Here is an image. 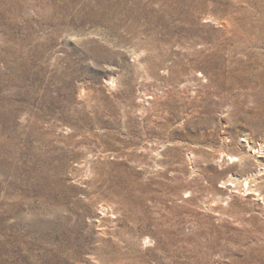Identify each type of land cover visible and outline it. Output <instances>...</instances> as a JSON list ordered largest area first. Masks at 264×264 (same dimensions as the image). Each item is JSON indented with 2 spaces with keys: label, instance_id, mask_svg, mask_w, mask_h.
Masks as SVG:
<instances>
[{
  "label": "rangeland",
  "instance_id": "rangeland-1",
  "mask_svg": "<svg viewBox=\"0 0 264 264\" xmlns=\"http://www.w3.org/2000/svg\"><path fill=\"white\" fill-rule=\"evenodd\" d=\"M0 264H264V0H0Z\"/></svg>",
  "mask_w": 264,
  "mask_h": 264
},
{
  "label": "bare ground",
  "instance_id": "bare-ground-1",
  "mask_svg": "<svg viewBox=\"0 0 264 264\" xmlns=\"http://www.w3.org/2000/svg\"><path fill=\"white\" fill-rule=\"evenodd\" d=\"M252 181H253V180H252ZM248 188H249V187H248ZM248 188H247V189H248Z\"/></svg>",
  "mask_w": 264,
  "mask_h": 264
}]
</instances>
